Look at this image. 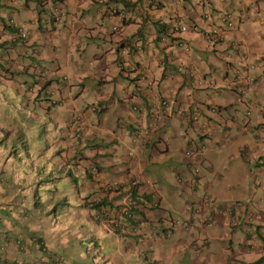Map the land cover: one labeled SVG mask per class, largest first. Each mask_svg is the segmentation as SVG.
Masks as SVG:
<instances>
[{"label": "crops", "instance_id": "1", "mask_svg": "<svg viewBox=\"0 0 264 264\" xmlns=\"http://www.w3.org/2000/svg\"><path fill=\"white\" fill-rule=\"evenodd\" d=\"M83 1H87L88 4H95L96 6L100 3L90 0H68L67 8L71 13L70 18H68V23H72L69 27L70 44H73V41H75L78 36V32L74 30L75 24L73 22L76 19L80 20L82 18L83 9L81 6ZM103 3L106 4L108 9L107 11H102V17L108 18L111 21V25L119 24L120 27L118 33L115 34H109V29L103 32L102 38L104 41L105 38L108 40L110 39L107 44V49H113L115 51V56L111 61L108 60V62H106L104 56L107 49L106 51L98 50L97 52H99L100 55L98 56L94 53L93 56L95 59L98 58L102 60L99 66L92 64L91 67L87 68L79 64L76 54L70 51L66 53L65 65H62V67L58 65L60 74L58 76L55 73H51L48 65L43 67L38 64L40 57L28 60L18 54V49L20 47L17 49L16 46H14L12 49L6 48L8 44L1 45L0 57L4 59L6 54H9L10 51L13 62L9 79H6L5 82H2L0 85V105L2 104V107H0V122L11 124L13 128L17 120L24 125L27 121L25 118H31V116H28L22 110L24 101L14 92V90L22 91L23 81L26 82L24 89L29 91V96H32V99L36 101L42 100L40 102L43 105V109L47 112L46 117L49 118V122L52 123L54 127V130H52L49 136H53L59 140V148L62 149L65 160H68L65 165L72 166L70 170L73 169L76 174H80V172L83 173L92 155L97 151L100 153L103 150L108 138L106 131L114 129L107 125L105 114L111 106H115L117 103L120 105L122 104L125 94L123 96L121 94L125 90V87L128 86L127 84L130 83L129 78L125 76L123 72L125 66L118 63L117 54L119 47H121L122 44L126 45L127 39L134 38V36L147 38L145 42L149 45V48L157 46L159 44L157 41L159 32L163 30L167 24L171 23V21L178 20L188 25L189 30L186 33V37L189 41L190 50L187 56L173 53V57H170L173 59V70H178L180 63L191 64L195 57L201 61V64L197 67L192 66L200 72L199 74L202 73L205 78L213 79L212 84H206L204 87L192 92V96L194 93L197 94L195 98L196 102L199 103L197 107L199 116L198 123L201 122L200 125L202 126L208 121L209 124L213 126V129L216 128L215 133L208 134L204 137L208 142L205 153H207V158L210 160L206 158L204 153V160L198 165L199 173L201 172L200 166H203L204 170H207L209 173L216 172L212 175L214 179L216 178V180L220 181L225 177V172L231 170L232 167H230V169H224V174L222 175L219 168H216L211 156L213 157L215 153L220 151L221 146L226 145V140L229 136L232 137L233 133H231V129H229L232 126L237 129L242 136L246 135L248 132L253 135V142L256 146L254 154L257 155L258 158H262V160L256 163V166H259V168L252 172H250V169L248 173L254 182L253 185L264 191V117L257 116V110L253 105V103H261L264 105V0H157L150 4H147L145 0H105ZM26 4V6L23 5L28 15L26 17H34L38 11L35 9V1L30 3L29 0H26ZM0 7H3L2 4H0ZM135 8H137L138 12H142V20H137V15L134 13L138 12ZM112 9H115L117 13L109 17V12ZM7 11L6 9L4 12ZM223 12H229L235 18L236 25L234 28L226 27L218 18ZM16 16L21 17L17 14V10ZM55 30L57 29L55 28ZM85 30H89L90 32L85 34ZM85 30L83 34L87 38L85 42L88 41V44L91 41L94 42V44L95 42L99 44L97 37L101 34V31L95 28H86ZM214 30H216L218 35L215 38V43L210 45L207 43V34H212ZM53 31L54 30L47 32L48 35L46 37H43L41 34L31 33L33 38L41 43L42 58H46L47 62L52 60L51 54L55 53L58 43V41H51ZM166 51L169 50L166 49ZM146 52H148V50H146ZM211 57L214 58L217 63L222 61V65L224 67L226 66L225 70L223 71L215 67V63L212 64L209 62V58ZM226 58H228V61H226ZM236 60L237 62H234ZM149 64L150 68L156 67L153 61ZM89 71H94V75L97 73L99 74H97V77L87 78L88 83L81 86L80 80H83L85 75L89 77ZM30 72H33L37 77L35 84L28 79H23L22 81L17 79V73L27 74ZM214 73L217 79L213 77ZM129 74L132 76L130 72ZM232 75L239 76L241 82H239L237 86H232L231 84L233 80ZM40 78H44V81L41 82ZM124 78L127 79V84L123 86L122 79ZM217 80L219 82H217ZM112 84H117L122 93H116ZM95 85H97L94 89L95 101L81 102L79 98L81 93H79V91L76 92L74 87L78 86L82 87L83 90H88L91 86ZM158 86L159 83H154L150 90L155 92ZM47 88H53V96L45 93ZM165 88H168V86ZM8 90L13 92L11 100L5 98ZM41 92L43 93L42 96ZM184 92L185 89L182 90V94L179 98L185 95ZM156 93L158 92L154 94ZM144 95L146 96L143 91L139 93L137 100L145 103L146 97ZM51 98L54 99V102ZM59 106H63L64 108L67 107V110L60 112L57 109ZM211 106L218 107L217 112L212 113L209 110ZM175 108L178 110L177 104L173 105L171 112H174ZM54 109L55 111H53ZM248 111L251 112L250 115L247 114ZM136 113L139 115L137 116L135 112H130L126 118L123 117V125L121 127L128 125L131 127L133 124H137L136 126L142 125L143 118L148 115L142 112ZM175 115L179 116L178 114ZM23 116L25 118H23ZM165 116H167L168 119L173 117L172 113ZM162 117L164 116H161L159 119H162ZM39 118H41V116L37 114L33 123L38 125V123H40ZM77 118L80 120V126L74 128L70 124ZM148 122L151 121L148 120ZM200 125H195L197 131H199ZM121 127H119V129ZM238 131L237 133H239ZM216 134L219 135L216 136ZM45 135L47 134H40V137L37 139L42 140ZM76 142L80 145V149L78 150L79 153L73 151L77 145ZM241 148L243 149L240 151L244 154L246 159L252 158L249 154L252 148L247 140L244 141L240 149ZM233 153L235 155L236 151L234 150ZM233 153L230 151L228 155H233ZM71 156H73V160L69 161ZM145 156L146 153L141 157ZM85 161L86 164L84 163ZM182 161L189 169H192L190 164L185 162V160ZM206 161H208V163H206ZM148 165L146 173L150 174L149 172L153 170L154 164L148 163ZM176 165L174 170L176 172L182 171ZM101 169L107 170L103 166ZM154 170L157 172L156 169ZM243 171V166L234 168L233 177L225 184L226 187H228V191L247 185ZM256 173H258V175H255ZM200 176L201 174L198 176V182H201ZM257 177L260 178V183L256 182ZM159 180L160 179H158V181ZM210 182V180H207L204 183L208 186ZM83 185V188H88V186L94 188L92 192H94L93 195L95 197L91 198H97L99 196V191H97L98 185L95 179L91 178L87 186L85 184ZM178 185L179 188H176L178 193L185 187L191 188L192 191H195L197 188L196 185L191 187L188 186L184 180ZM216 194L217 191H214V197ZM199 199L201 198L198 197L195 200ZM250 200L251 203H247L246 200L233 197L230 198L229 204H236L239 206V203H242L245 205L246 210H252L256 215V219L251 223L246 220L244 216L246 210L244 209L243 213L239 212L238 214V211H236L233 218L234 221H230L229 217L220 215L218 213L219 203H214L212 207L208 209V211L212 212V217L211 214H207L206 218L203 217V213L207 211H203L200 214L202 217L201 222L197 221L196 215L190 214H193V211H189V216L185 217V220L190 222V229L187 230L186 236H181L179 234L180 231H182V228L179 227V231H175L173 234V236H177L168 242L169 245L166 246L165 251H161L159 247H164L163 242L173 236L168 238L164 236L167 228L165 221L167 220L162 217L164 216L163 210L155 212L152 215L138 214L139 217L143 218L141 222L144 226H142L141 229L145 232L142 243L139 242L140 240L134 239L136 235L133 233L126 232L123 238L120 232L114 233L104 226L93 222L88 226L83 225L84 232H82V229L77 230V223L72 224V228L69 230L73 235L77 234V232H81L82 234L96 238V245L103 257L100 259L99 264H147V260L150 264H174L175 254L180 256L184 264H196L193 258L190 259L189 252L187 253L186 251H193L196 249L197 247H195V244L198 241H201L203 245L205 244L207 250L211 252H209V256L205 255L204 259H202L203 263L197 261V264H211L213 261L211 257L216 254L215 250L219 243L215 242V244H211L207 237L201 238V233L203 232L208 235L212 234L208 233V229L217 230L218 236L221 238L218 240L223 254L220 257L221 259H218L219 261H214L216 262L215 264H264V261L258 262L260 259L264 258V197H261L263 205L258 208L252 205L254 197ZM194 205H197V208L201 206V204L198 203ZM239 215L240 218L238 217ZM204 220H206L207 224H203ZM66 224L68 225V223ZM135 226L136 225H131L129 230L131 231ZM141 229H138V231ZM175 229L176 228H174V230ZM196 230L200 233V237L199 235L194 237L193 232ZM44 233L41 234L44 235ZM146 234L152 235L153 239ZM34 235L36 234L34 233ZM38 235L40 234L36 236ZM48 237L51 239V236ZM45 241L47 243L46 238ZM49 248L51 252L60 254L65 259L68 253L76 254V251L80 249V243L67 235L63 242L58 241L57 245H52ZM152 249H156V252H151ZM18 257L25 258L22 255H18ZM48 258L49 255L44 253L41 255L40 260L45 262ZM167 258L169 263L166 262ZM58 264L83 263L75 259V262L72 260H70V262L61 260ZM92 264H95V261Z\"/></svg>", "mask_w": 264, "mask_h": 264}, {"label": "rangeland", "instance_id": "2", "mask_svg": "<svg viewBox=\"0 0 264 264\" xmlns=\"http://www.w3.org/2000/svg\"><path fill=\"white\" fill-rule=\"evenodd\" d=\"M28 1V0H27ZM29 2H34L33 0H29ZM26 3V0H21V2L19 4H17V8H15L17 10V14L19 16H21L22 18H25L27 20H30L27 13L24 10L23 5ZM82 9H83V15L82 18L80 20L76 19L73 23L75 24L74 26V30L75 32H78V36L75 39V41H73L76 44H70V33H69V27L72 24L71 22L68 23V25L66 26V24H61L58 25L56 27L57 30L53 31L52 37H51V41H55L57 43V48L55 50V53L51 54L52 56V60H49L47 62L46 58H42V54H40V60L38 62L39 65L45 67V66H49L51 73H55L58 76L59 71H58V65L62 67V65H65V60H66V53L70 52L73 54H76L78 63L85 66V67H91L92 64H95L97 66H99L102 62V60H99L98 58H94L93 54L96 53L98 56L100 55L99 52H97L98 50L100 51H106L107 49V44H108V40L107 38L104 39L102 38V34L105 30L109 29L111 27V21L106 18V17H102V11H107V7L106 4L104 3H99L98 6H96L95 4H88L87 1H83L82 2ZM99 7V9H98ZM3 8V7H1ZM98 10V11H97ZM4 16V15H3ZM3 16L1 15L0 12V19L3 18ZM46 16V13H42L41 17ZM30 27V23H28V28ZM86 28H90V29H98L101 31V34L97 37V40L99 41V44H97L95 42H89L87 44L88 41L85 42V40L87 39L83 34H84V30ZM105 37V36H104ZM84 40V41H83ZM70 44V45H69ZM22 45L21 42H16V43H12V49L14 48V46L16 47H20ZM42 52L44 53V50L42 49ZM115 56V51L109 50L107 49V52L105 53L104 59L106 60V62H108V60H112ZM42 58V59H41ZM235 58V57H233ZM226 61H228V58H226ZM60 62V63H59ZM209 62H211L212 64L215 63V67H218L221 70H225V67L222 65V61H220L219 63H217V61L214 58H209ZM234 62H237L234 61ZM201 64V61L198 60L197 58L194 57L193 62H191V64L189 65H193L194 67H197ZM90 69V68H89ZM88 69V70H89ZM63 74V73H62ZM89 77H87V75H85V78L81 81V86H83L85 83H88V79L90 77H97V74L94 75V71H89L88 72ZM18 76V80L22 81L23 79H28L30 80L33 84H35V80H36V76L33 72L27 73V74H22V73H17ZM216 79V75L214 73V76ZM44 78H40L41 82H43ZM123 80V86L125 84H127V79L124 78ZM217 82H219L217 80ZM25 83L23 81V91H24V86ZM76 83V82H75ZM127 85H131L132 89H134L132 84H127ZM193 85H195V83H193ZM112 86L114 87L116 93L121 94L122 91H120L119 87L117 84H112ZM97 87V85L95 86H91L88 90L87 89H82V87H74V89L76 90V92L79 91V93H81L80 101H84V102H94L95 101V91L94 89ZM78 88V90H77ZM82 90V92H81ZM14 92L16 93V90H14ZM121 92V93H120ZM7 97L11 98V95L13 94V92L11 90H8L7 92ZM42 92H41V96H42ZM125 94V90L123 91V93L121 94L122 96ZM21 97L23 98L25 105H26V112H30L32 114H39L41 116V118H39L41 125L44 127L46 134L50 135L53 129V125L52 123L49 122V118L46 117V111L43 109V105L40 101H42L40 99V101H36L32 99V96L30 97H26L24 95V93H21ZM193 97H197V94H193ZM124 101L122 102V104L120 105L119 103H117L115 106H111L107 113L105 114L106 119L107 120V125L111 128L113 127L117 132L119 131L120 133H122L125 130V140L128 143V145L130 147H133L134 149H138L140 147H138L137 145H135L131 140L128 139V135H129V125L128 126H123V122H122V118L125 117L130 113V110L128 108V104L129 101L127 99H125L123 97ZM122 100V99H121ZM40 104V105H39ZM58 111H62L64 112L65 110H67V107L64 108L63 106H59ZM55 111V109L53 110ZM135 114H137V116L139 115L138 113L135 112ZM30 115V114H29ZM154 121H157V119H155ZM137 124H133L132 128L134 129V131L137 129L136 127ZM151 126V124L148 122L147 118L144 117L143 121H142V125L140 124L138 127L140 128L141 133H145L147 127ZM159 130L160 133L164 134L165 139L168 142V152L167 153H158V152H151V159L153 162H156L153 165V170L150 171V178L153 182L156 183V185L159 188L160 194L162 196V200H161V204L164 208V216H162L164 219H166L167 221H171L172 219L177 221H180V227L182 228V231H180V235L181 236H186V233L188 232L187 230H185L182 227V224L185 223V217L189 216V211L192 212L193 214L190 213L191 215H196L197 217V221L201 222L202 221V217H201V212H195L197 205H194L195 203L201 204V205H209L208 209L210 207H212V205L214 203H219L220 205H229V201L230 198L236 197V198H240L242 200H246L247 203L250 202L253 197H254V202H253V207L258 208L261 207V205H263L262 201H261V197H264V191H262L261 189H259V187H255L253 185V180L250 177V174L248 173V171H254L255 169L259 168V166H256V163L261 161L262 158H258L257 155L254 154V150H256V146L253 142V135L252 133L248 132L246 135L242 136L240 135L241 133L233 128L232 126L229 128L231 129V133H233L232 137L229 136V138L226 140V145L225 146H221L220 151H218L217 153L214 154V156L211 158L213 159V162L216 166V168H219V171L221 172V174H224V169H230L229 171L225 172V177L223 178V180H216V178L214 179V176L212 174H215L216 172L213 173H209L207 170H204L203 166L201 167V172L199 174H201L200 176V183L199 185H197V188L195 191H192L191 188L185 187L183 189L180 190V193L177 192L176 188H179V183H175V177H174V173H173V169L176 165L177 167H179V169H181L185 176L187 178H192L194 176V171L189 169L184 163H183V158H184V153L183 150H185V144L188 140L192 139L193 141H197L199 139V134L198 132L195 131L193 125L188 124V125H183L182 127L180 126V117L177 115H173V117L170 119H168L167 117H164L162 119H159L156 122L155 125ZM119 127H121L119 129ZM237 131L239 133H237ZM219 134H216V136H218ZM248 141L250 147L252 149H250L251 151L249 152L250 157L249 159H246V157L244 156L243 153H241L240 150H242L243 148L240 149V147L242 146V144L244 143V141ZM235 141V142H234ZM77 145L74 148V152L80 149V145L78 144V142H76ZM117 144V150L119 151L120 154L122 155H126L127 153V149L125 147V145L123 143H115ZM221 145V144H220ZM182 149V150H181ZM208 150V149H207ZM236 151V154L234 155L233 151ZM88 151V150H87ZM231 151V153H233V155L228 153ZM240 151V152H239ZM90 153H92L91 151H89ZM207 152V151H206ZM141 153L142 156L144 155L143 150L141 149ZM76 155V154H74ZM102 159L105 161V164H109L111 165L109 167L111 172H115V170L117 169H121L124 168V165H126L125 161L123 163H119L118 165L114 164V160L113 159H108L107 157L103 156L104 154L102 153ZM254 155V157H253ZM205 156L207 158V153H205ZM209 156V155H208ZM208 159V158H207ZM70 160H73V156L70 157ZM210 160V159H208ZM86 164V161L84 162ZM206 163H208V161H206ZM237 166H243L244 167V176L246 178V184L244 187L241 188H235V190L232 191H228V187H226V182H228L234 175V168H236ZM72 168V166H70ZM199 168V167H198ZM242 168V167H241ZM247 168V171H246ZM156 169L157 172L154 170ZM198 174V175H199ZM70 178H67V180H61L57 183V185L61 188V189H67L66 193H67V197L70 199L71 202L74 201V198L72 196H75L76 194L74 193L75 187L73 184L74 181L77 183L78 188H79V194L82 197H89L90 194L92 193L94 188H90L88 186V188H83V184H85L86 186L88 185L89 182V178L87 177V175L83 172L80 174H76L74 173L73 169H71L70 172ZM255 175H258V173H256ZM76 176V177H75ZM254 178V177H253ZM158 179H160L158 181ZM210 180V184L208 186H206V184L204 183L205 181ZM255 181V180H254ZM256 182L260 183V178L257 177L256 178ZM68 183H71L68 186ZM73 185V187H72ZM214 191H217L216 196L214 197ZM193 195V197H192ZM93 197H95L93 195ZM198 197H200L201 199L199 200H195ZM118 200H120L118 198ZM225 202V203H224ZM258 203V204H257ZM256 204V205H255ZM193 207H192V206ZM203 213V217L206 218L207 214H211L212 217V212L208 211ZM209 218V217H208ZM66 220H60V223L58 222H53L52 218L50 216H45V217H41V219H38L36 221H34L31 224H26V226H23L22 229L25 230L26 232H30V233H35L37 234H41L43 232L45 235V238L47 240V246L50 247L52 245H57V242H63L65 236L68 235V230L70 228H72V223H69L68 225L66 224ZM87 222H85L84 224L86 225ZM142 226L144 225H137V227L139 229L142 228ZM140 231V230H139ZM175 231H179V228H176L174 230L173 233H171L170 235H168L166 238L173 236V234L175 233ZM208 233H212L210 235L206 234V233H201V238L203 239L204 237H207L208 240H210L211 244H215V242L219 243L217 245V249L215 250L216 254H214L213 257H211L213 259V261L211 262V264H215L217 261H219L218 259H221V255L223 254V250L220 246V242L218 239H221L218 236V232L217 230L214 229H208L207 230ZM82 232H84V229H82ZM145 233V232H144ZM194 237L198 236L200 237V233H198V231H194L193 232ZM147 235V234H146ZM48 236H51V239H49ZM149 237L152 238V235H147ZM177 235H174L172 238H168L163 242V246L164 247H159V249L161 251H165L166 246L169 245V241L171 239H174ZM85 239V236L82 234L78 235V240L77 242L80 243L81 239ZM134 239L140 240L139 242L142 243V241L144 239H142L140 236H135ZM84 244H87L86 242H84ZM139 244V243H138ZM195 247H197L196 249H194L193 251L187 250L186 252L190 254V259L193 258L194 261L197 264V261L200 263H203L202 259H204L205 255L209 256V252H211L210 250H207V246L201 242L198 241L195 244ZM156 252V249H152L151 252ZM162 255V253H161ZM75 257L78 261H82V254L81 253H77V254H73V253H68V255L65 257L67 262H70V260H72L73 262H75V260H73L72 258ZM89 264H91L92 259L89 258L88 259ZM216 261V262H214ZM167 263H169L168 258L166 260ZM174 264H184V261L180 258V256L178 254H175V263Z\"/></svg>", "mask_w": 264, "mask_h": 264}, {"label": "clouds", "instance_id": "3", "mask_svg": "<svg viewBox=\"0 0 264 264\" xmlns=\"http://www.w3.org/2000/svg\"><path fill=\"white\" fill-rule=\"evenodd\" d=\"M90 1L100 2L96 0H90ZM156 1L157 0H151L148 3L147 1L145 2L147 4H150ZM103 2H105V0ZM0 4H2V6L5 8L2 9L0 7V12L2 16L3 14L6 15L8 12L16 14V9H15L17 8L16 6L13 7L7 5L4 2V0H0ZM26 5L27 4L25 3L24 6ZM35 5H36L35 6L36 9V7H38L36 2ZM6 9L8 11L4 12ZM39 13L40 10L37 11L35 16H39ZM34 17H30V19L31 18L34 19ZM4 20H5L4 17L0 19V21L3 22ZM4 28L6 31H8V29H6L5 26ZM30 28L32 27L30 26ZM52 30H55V28H52ZM8 42L9 41L3 37L0 41V47L3 44L4 45L8 44V47L6 48H12V43L9 42L10 43L9 46ZM9 53L11 52L9 51ZM2 61L3 60L0 57V85L2 84V82H5L6 79H9L10 69H11V67H6ZM124 70H126V67ZM175 71L179 72V67L178 70L176 69ZM179 76H180V72L178 75V79ZM175 82L176 81L172 80L171 85H173ZM193 83H195V85H193ZM190 84L191 85L187 83L186 85L184 81L182 86L178 88V90H176L174 93L172 90L164 91L165 88H159L158 91L156 92L161 94L165 93L168 98L169 96H171L170 98H172L174 101L169 105L168 107L169 110L166 113V115H168L169 113H172V116L178 114L181 117L180 118L181 127L183 125L191 124L193 125L195 131L198 132L199 139L197 141H193L192 139L188 140L185 144V149L187 148L189 143L195 144L201 140L205 142L206 147L201 153V156L200 158H198V160L192 161L191 159H187L185 155L183 158L185 162L190 164L191 168L192 167L198 168L200 162L204 160L203 159L204 153L208 146V142L204 137L208 134L215 133L216 128L213 129V126L209 124L208 121H206L202 126L200 125L201 122L198 123L199 116L197 112V107L199 106V103H197L196 98L192 96V92L196 91L199 88L204 87L208 83L205 80H202L201 86H198L197 78H194L192 79V82ZM184 89H185L184 92L185 95H182V98H179L180 95L182 94V90ZM22 92L26 97L27 96L29 97L28 94L29 91L27 89L26 90L24 89V91L16 90V94L20 96L22 100H23V98L21 97ZM5 98L11 100V98L7 97V94L5 95ZM51 100L54 102V99L51 98ZM175 104H177L178 110L177 108H175L174 112H171L172 107ZM0 107H2V104L0 105ZM217 109L218 107L216 108L211 106L209 110L212 113H215L217 112ZM22 110L28 116H31L30 119L29 117L25 118L23 116V118L27 120L24 125L18 122L17 120L12 128L11 124H7V123L4 124L0 122V235H1V239L5 240V243L3 242L0 243V256H1L0 264H7V262L9 261V260H4L5 259L3 255L4 253L7 255V257H9L8 259H11L13 261L12 264H36L41 259V255L44 253L50 255L52 258H54V260L59 256H61L60 254L51 252L50 248L46 244L45 237L43 234L36 236L34 235V232L30 233L22 229V227L26 226V224H31L34 221L41 219V217L42 218L45 217L46 215L50 216L53 222L60 223V220L64 219L68 224L77 223L78 224L77 230L83 229V225H85L84 224L85 222H87L86 223L87 226L91 222H93L101 226H104L105 228H107L108 230L114 233L120 232L123 235V238L126 235L125 234L126 232L133 233L134 235H136L134 232L130 231L129 229L119 228L117 226H114L111 222L105 220L104 216H101L102 215L101 210L103 207H106L107 205L106 200L100 198V196H98L97 198H91L93 197L92 195L94 192H92L89 197L80 196L79 188L75 181H74L75 184L73 185L75 187L74 193L76 195L72 196L74 198V201L73 202L70 201V199L67 197V193H66L67 189H61L57 185L59 181L67 180V178H70L69 174L71 172L70 166L65 165L68 160L67 161L65 160V157L62 153V149L59 148V140L49 135H45L44 139L38 140L37 138L40 137V134L46 133L44 127L41 125V123H38V125L33 123L36 118V114L26 112L25 102L22 106ZM187 110L189 112H187ZM164 117L167 116L164 115ZM158 120L159 119H157V121ZM157 121H154V123L149 122L151 126L147 127L145 131V133H148V131L153 132V134H151V139H149V141L146 142L142 148L140 147L143 150L144 154L146 153V156L141 157L142 153L140 150L139 152H137L135 157L138 160L140 158L139 161L146 162L145 165L146 169L147 166H149L148 163L154 164V162L151 159V152H158L160 154L168 152V142L165 139L164 134L162 133L163 134L162 135L159 132V129L155 126ZM195 125L196 126L200 125L198 129L199 131L196 130ZM136 127L137 129L135 131L140 130L138 126ZM135 131L132 128V126L129 127L128 139L138 146V143H136V141H133L132 139V135L134 134ZM106 135L108 138L105 143V146L104 147L102 146L103 150L110 149L115 154H118L120 157L124 158L125 156L119 153V151L117 150V144L115 143L117 142L123 143L126 149L127 147L134 149L133 147H130L125 140V130L122 133H120L119 131L117 132L115 129H110L106 131ZM103 150L100 153L97 151L94 155H92V158H90L89 160V164L85 166L86 170L84 171V173L87 175L89 179L93 178L91 169L89 168L90 162H92L93 160L95 161V158L98 157L99 155L102 156L101 154L103 153ZM111 154L112 153H110L109 157L107 155V158L115 160V156ZM69 161L72 160L69 159ZM114 164L118 165L115 162ZM102 166L107 169V172L110 175L113 176L117 175L118 170L115 172L110 171L109 167L111 165L102 163L100 168H102ZM174 169H173V173L175 177V183L180 184L181 182H179V179L175 176ZM198 174H199V168H198L197 176H199ZM199 183L200 182L197 181L196 186L199 185ZM69 184L71 183H68V186H70L71 188V185ZM188 186L191 187L195 185H188ZM97 191H99V187L97 188ZM93 204L94 205L100 204V205L97 207L95 206L93 207ZM202 206L203 205H201L198 208H201ZM239 206H241V210H242L241 212L243 213V209L246 210L245 205L239 203ZM207 209L208 208L200 212L202 213L203 211H207ZM162 210L164 211L163 207ZM249 210H246L244 214L245 217L247 215V211ZM238 217L240 218V215ZM165 222L167 223L168 221ZM132 224L136 226L138 225L137 223H132ZM203 224H207L206 220L203 221ZM29 234H31L33 238L35 237L36 239L39 238L40 244L44 245V248L41 247L39 249V246L37 243H35V241L31 242L30 244L27 243L26 240L30 241L28 238L31 239ZM79 234L82 233L77 232V234L73 235L70 232V230L68 231V235L72 237L75 241L78 240ZM82 235L85 236V239L83 238L81 239L80 249L76 251V254L78 252L82 254L83 264H89L88 261L89 258L92 259L91 264L94 261L95 264H99L100 259H102L103 257L99 252L98 246L96 245L97 244L96 238L90 235H85V234ZM136 236H141V238L143 239L145 233L143 231L141 235L137 234ZM20 239L25 242L22 245V248L26 250L24 254H22L20 250V243H19ZM83 240L87 244H84ZM18 255H22L25 258H19ZM148 256L150 258L149 254ZM72 259L75 260L76 258L73 257ZM63 260L66 261V259ZM48 262L49 264L51 263L50 260ZM59 262H61V260ZM148 263L149 262L147 260V264Z\"/></svg>", "mask_w": 264, "mask_h": 264}, {"label": "built area", "instance_id": "4", "mask_svg": "<svg viewBox=\"0 0 264 264\" xmlns=\"http://www.w3.org/2000/svg\"><path fill=\"white\" fill-rule=\"evenodd\" d=\"M34 1L38 5L36 9H40L39 16H35L34 19L31 18L30 20H25L16 16L15 13L8 12L6 15L3 14V17L5 18L4 22L0 21V41L4 37L10 43L21 42L22 45L20 48L18 49V47H16L18 49V54L28 60L31 58L36 59L41 54V43L37 42L31 33L41 34L43 37H46L48 35L47 32H51L52 28H56L58 25L64 23L67 24L69 21L68 18L71 16V13L67 8L68 0ZM96 1L103 2L104 0ZM145 1L148 3L151 0ZM4 2L7 5L14 7L17 6L21 0H4ZM135 9L137 11V8ZM42 12H46V16L41 17L40 14ZM109 13V17H112L113 15H116L117 11L112 9ZM134 14L137 15V20H142V12H135ZM219 18L228 28H234L236 25L235 18L229 12L221 13ZM28 23H30L32 28H28ZM4 26L8 31L5 30ZM119 27V24H112L108 33H118ZM188 30L189 28L187 24L174 20L159 32L157 36L159 44L157 46L149 48V45L145 42L147 38L134 36V38L127 39V42L125 41L126 46L118 50V63L126 67L124 74L129 78V84H132L134 87V89H132L131 85L125 87L124 98L129 101V110L130 112L147 113L146 115L148 116H145L151 121L150 123H154L155 119H159L161 116L166 115L169 110V105L174 102L173 99L170 98L171 96L168 98L165 93L154 94L159 88H165L168 86L164 91L172 90L174 93L182 86L184 81L186 85L187 83L191 85L190 83L194 78H197L198 86H201L202 80H205L208 84L213 83L212 78H205L204 75L202 73L199 74L200 72H198L192 65L186 63H180L179 65V79V72L173 70V59L170 58L173 57V53L183 54L184 56H187L189 53L190 46L186 37ZM89 32V30H85V34H88ZM212 32V34H207V43L210 45L215 43V38L218 35L216 30ZM166 49L169 51H166ZM146 50H148V52H146ZM9 54H6L5 58L2 59V62L6 67H11L13 62V59H11L12 54ZM151 61L156 64V67L150 68L149 63ZM232 77V86H237L238 83L241 82L239 76L232 75ZM172 80L176 81L173 85H171ZM154 83H159L155 92L150 90ZM142 91L146 94V96L144 95L146 97L145 103L137 100L139 93ZM45 93L53 96L54 90L53 88H47ZM253 105L257 110V116L264 117V105L261 103H253ZM187 112L189 111L187 110ZM70 125L74 128L78 127L80 126V120L77 118ZM151 134H153L151 131H148V133H141L140 130H137L132 135V139L142 148L145 143L151 139ZM205 147L206 144L202 140L195 144L189 143L184 150V155L187 159L196 161L200 158ZM141 148L136 150L127 147V153L124 155V158L115 154L110 149L103 150V156L107 157L108 155L109 157L110 153L115 156V163L119 164L124 161L127 163L124 165V168L118 170L117 175L114 176L110 175L107 170L100 168L102 165L101 163H105L102 156H98L97 159L95 158V161L93 160L89 165L93 179L96 180L99 187V196L100 198L105 199L107 203L106 207H103L101 210V216H104V219L111 222L114 226L122 229H129L131 225H134L132 222L141 225V220L143 218L138 216L139 213L152 215L155 212L161 211L163 207L161 204L162 196L159 188L149 177L150 174L146 173V162L139 161L135 158L137 152H139ZM192 169L195 174L198 173V168L192 167ZM175 176L180 179L179 182L186 179L183 171H175ZM186 183L188 185H194L193 183ZM118 198L120 200H118ZM208 206L209 205L207 204L203 205L201 208H197L195 212L205 210ZM236 211L241 212V206L229 204L222 207L219 206L218 208V213L229 217V220H233ZM255 219V213L251 210L247 211L246 220L248 222H253ZM166 224L167 229L164 235L167 236L172 233L174 228L180 227L179 220L175 221L172 219ZM182 227L185 230H188L190 228V222L185 220ZM131 231L136 235H141L143 233L142 229L138 232L137 226L133 227Z\"/></svg>", "mask_w": 264, "mask_h": 264}, {"label": "trees", "instance_id": "5", "mask_svg": "<svg viewBox=\"0 0 264 264\" xmlns=\"http://www.w3.org/2000/svg\"><path fill=\"white\" fill-rule=\"evenodd\" d=\"M124 46H126V45H124V44H122V46L121 47H119V49H121V48H123ZM118 49V50H119ZM250 111H248L247 112V114L248 115H250ZM154 164H155V162H154ZM197 179H198V176H197V174H195L194 173V176L192 177V178H187L186 177V179H184V181L185 182H189V183H193L194 185H196L197 184ZM180 180V179H179ZM100 204H96V205H94L93 204V207L95 206V207H97V206H99ZM251 223V222H250ZM29 236L31 237V239L30 238H28L30 241H27L26 240V242L27 243H31V242H33V241H35V243H37L38 244V246H39V249L42 247V248H44V245H41L40 244V241H39V238L38 239H36V237L35 238H33L32 237V235L31 234H29ZM5 243V240H3V239H1V235H0V243ZM19 243H20V250H21V253L22 254H24L25 253V249L24 248H22V245L25 243L24 241H22L21 239L19 240ZM4 255V260H9L8 262H7V264H12L13 263V261L11 260V259H8L9 257H7V255L4 253L3 254ZM0 259H1V256H0ZM64 258L62 257V256H59L58 258H56L55 260H54V258H52L50 255H49V258H48V260L47 261H41V260H39L38 261V263H36V264H48L49 262V260L51 261V263L50 264H57L60 260H63ZM262 261H264V258H262V259H260L258 262H262Z\"/></svg>", "mask_w": 264, "mask_h": 264}]
</instances>
